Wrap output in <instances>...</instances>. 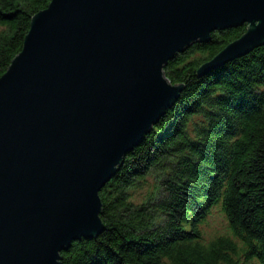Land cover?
<instances>
[{"label":"water","instance_id":"95a60500","mask_svg":"<svg viewBox=\"0 0 264 264\" xmlns=\"http://www.w3.org/2000/svg\"><path fill=\"white\" fill-rule=\"evenodd\" d=\"M246 32L198 75L264 45V0H51L0 77V264H62L104 230L100 191L179 98L169 60Z\"/></svg>","mask_w":264,"mask_h":264},{"label":"trees","instance_id":"16d2710c","mask_svg":"<svg viewBox=\"0 0 264 264\" xmlns=\"http://www.w3.org/2000/svg\"><path fill=\"white\" fill-rule=\"evenodd\" d=\"M51 0H0V77ZM247 24L215 31L168 61L178 100L100 191L105 230L73 241L62 264H264V45L203 76ZM153 176L140 203L131 192ZM219 207L227 232L202 227Z\"/></svg>","mask_w":264,"mask_h":264},{"label":"rangeland","instance_id":"374dc122","mask_svg":"<svg viewBox=\"0 0 264 264\" xmlns=\"http://www.w3.org/2000/svg\"><path fill=\"white\" fill-rule=\"evenodd\" d=\"M156 180L155 177L150 176L147 178V183L131 192V201L138 204L142 200H144V197L153 189L154 186H156ZM226 220L223 215V212H221L219 207H216L212 210L211 216L209 217L206 224L203 225L202 230L206 236L207 239H210L211 237L217 235V234H225L227 232Z\"/></svg>","mask_w":264,"mask_h":264}]
</instances>
